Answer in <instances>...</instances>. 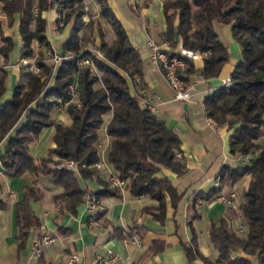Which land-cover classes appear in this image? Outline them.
<instances>
[{
  "label": "trees",
  "instance_id": "16d2710c",
  "mask_svg": "<svg viewBox=\"0 0 264 264\" xmlns=\"http://www.w3.org/2000/svg\"><path fill=\"white\" fill-rule=\"evenodd\" d=\"M166 28L160 33V43L174 47L176 37L186 50L199 53L203 65L198 70L191 60L180 75L186 81L195 72L205 79L217 77L223 65L229 61L228 46L219 38L215 23L229 25L232 38L239 44L240 59L230 73L231 83L221 84L205 94L203 104L207 118L228 133V150L231 155L247 158L236 165L222 164L216 173L221 184L207 193L193 194L192 207L200 197L216 198L221 187L234 184L248 177L244 190V202L239 214L230 212L220 219L218 225L211 223L209 238L217 251L214 261L198 251L195 237L184 244L189 259L200 258L205 264H264V0H161ZM8 22L16 21L21 45L19 58L30 57L31 44L51 47L46 35L47 18L43 12L53 7L59 14L66 10L63 25L70 23V31L63 42L64 55L75 54L62 60L54 71L51 83L47 84L52 63L37 60L39 73L20 70L10 99L0 102V142L5 141L0 163L4 173L18 176L25 172L46 174L53 183L61 185L63 191L54 196L60 211L74 214L77 206L89 194L113 195L120 191L109 182L103 189L90 192L79 183L75 170L63 161L73 160L82 178L98 174L95 164L100 159L98 150L99 129L103 117L111 112L106 125L110 138L107 162L111 169L126 181L133 196H147L158 202L155 218L163 221L165 199L176 208L182 193L167 178L159 177L161 168L177 175L186 172L184 160L176 157L181 151L179 132L169 128L165 120L141 107L132 93L129 78H141L139 51L129 41L126 30L107 3L97 0L101 17L109 24L113 38L106 41L99 31L100 42L87 34L83 27L84 12L78 0H0ZM88 44L102 54L98 58L88 50ZM13 49L11 36L0 35V55L5 62ZM78 54L93 58L100 75H92L89 68L78 65ZM25 76V80L22 78ZM7 72L0 71V97L6 89ZM100 81L101 85L95 84ZM77 86L78 103L71 102L69 86ZM145 89L141 78L140 87ZM66 103L71 123L65 125L51 117L57 104ZM53 126L52 140L55 143L46 156L35 158L28 145L37 140L41 130ZM26 193L37 198L31 186ZM4 204L0 199V207ZM103 211L99 213V217ZM18 237L25 241L33 225L32 217L23 204L16 203ZM240 220L243 230L231 226L234 218ZM137 224L132 230L140 233ZM131 230L114 228L111 236L124 237ZM230 246L252 255L253 260L234 256Z\"/></svg>",
  "mask_w": 264,
  "mask_h": 264
},
{
  "label": "crops",
  "instance_id": "0c3cea01",
  "mask_svg": "<svg viewBox=\"0 0 264 264\" xmlns=\"http://www.w3.org/2000/svg\"><path fill=\"white\" fill-rule=\"evenodd\" d=\"M126 1L136 10L138 18L142 21V27L132 23H125L123 15L119 11L120 3ZM107 3L122 23L131 44L139 51L141 60L148 58V67H143L142 75L145 92L153 96L157 104V114L165 120L169 128L179 132L181 140V160H184L187 170L182 175H177L167 168H161L159 177H167L182 193L176 208L170 204L168 197L165 199V215L163 221L158 220L152 213H157L158 202L147 196H133L125 186L117 194L99 195L98 198L104 209L99 217V225L91 226L88 223L87 213L83 209V201L77 206L76 212L60 211L54 196L63 191V187L53 183L49 175L32 174L25 172L18 176H10L4 173L0 163V187L2 194L0 199L4 206L0 207V264H67L73 255L77 257L74 264H101L98 256L104 255L108 248L116 252L119 258L115 264H122V258L129 256L132 264H205L200 258L189 259L184 244L191 243L195 237L198 251L202 256L214 261L217 251L214 249L210 238L209 228L211 223L219 224L220 219L230 212L239 214L240 206L244 202V190L248 177L241 179L243 197L237 190V183L226 184L221 187L222 193L235 192L229 205L213 198L206 200L198 198L195 208L192 207L193 194L207 193L212 189V179L222 164L228 162L231 155L228 150V131L224 126H210L203 104L206 93L211 92L222 84V80L230 75L236 62L240 59V49L232 40L230 45L229 61L226 62L217 77L203 78L200 72L190 76L196 82V88L192 91L189 100H175L174 91L166 81L161 68L150 57L148 42L150 40L160 42V33L166 28L165 17L161 0H107ZM94 17L100 15V6L97 0L91 5ZM47 18L46 35L51 47L56 53L62 54L63 42L70 31V23L58 29L57 17L59 15L55 7L44 11ZM18 17V15H17ZM18 19V18H17ZM18 21L14 26L13 49L9 53L5 70L7 72L6 89L0 97V102L10 99L16 82L19 78L20 67L18 65L19 49L21 45L18 34ZM217 24L215 29L217 31ZM109 26V24L107 23ZM111 29V28H110ZM112 31V30H111ZM218 33V32H217ZM112 32V37H113ZM181 39L176 37V45L169 47L167 51L180 50ZM145 61V60H144ZM194 67L198 70L203 65L202 55L193 60ZM159 97V99H156ZM142 107V105L140 104ZM111 112L103 117V124L99 129L98 150L102 166L96 167L98 174L88 178L78 175L79 183L90 192L103 189L107 182L106 171L103 165H110L106 156L110 147V138L106 134V125L111 119ZM52 119L65 125L71 123L65 107H55L51 113ZM53 126L41 130L37 140L29 143L28 148L33 157L46 156L49 149L55 145L52 140ZM5 141L0 142V154L3 153ZM229 164V163H227ZM240 181V180H239ZM238 182V181H237ZM25 186H31L37 195L33 198L26 193ZM13 193V196L10 195ZM16 203L23 204L26 212L32 217L33 225L30 228L25 241L18 237L16 222ZM47 213V215H45ZM139 225L140 233L132 230V225ZM240 220L234 218L231 226L237 228ZM123 231L131 230V234L119 237L111 236L114 228ZM49 235L54 242L41 246L39 258L34 256V243L42 236ZM137 238L141 244L138 246L132 242ZM234 256H242L253 260L252 255L245 254L241 249L230 246Z\"/></svg>",
  "mask_w": 264,
  "mask_h": 264
},
{
  "label": "built area",
  "instance_id": "2783aa9c",
  "mask_svg": "<svg viewBox=\"0 0 264 264\" xmlns=\"http://www.w3.org/2000/svg\"><path fill=\"white\" fill-rule=\"evenodd\" d=\"M82 10L84 13H88L90 11L91 5L93 4L94 0H78ZM149 49H150V57L152 61L157 64L162 72L163 75L168 82L169 86L174 91V99L175 100H189L191 98L192 91L196 88V82L194 81H186L183 77H181L180 72L185 71L188 66L189 62L187 60H195L199 58L200 54L192 52L190 50H186L180 46V50L177 51H167L165 48V45L156 42L153 40H150L148 42ZM52 61L54 63V68L64 59L72 58L75 56V54H60L56 53L55 51L49 52ZM68 53V52H67ZM78 65L80 67L85 66L86 64H89L91 66L90 71H93L95 69L94 64L91 62L89 56L78 54ZM24 60H22L23 63ZM2 69H5V65L2 64V60L0 58V71ZM141 78L138 75H134L132 78H129V84L131 87V91L138 99L139 104L142 105V107L149 109L151 112L156 113L157 112V104L153 96L148 95L145 92V89H141L140 87ZM231 83V77L230 75L226 76L222 80V84H230ZM69 94L71 96V100L74 103H78L77 100V86L75 83L71 84L69 86ZM156 99H159L157 97ZM66 103L64 104H58V109H63L65 107L66 109ZM207 123L210 126H218L215 122H213L211 119L207 118ZM177 158H181L182 154L181 152L176 153ZM246 157V156H245ZM240 160V159H239ZM244 159H242L243 161ZM64 165L74 169L78 172L77 164L73 160H65ZM96 167L102 166L98 162L95 164ZM104 170L106 171L107 175V181L109 182V185L113 188H119L120 190L123 189L126 185V181L119 177L111 168H109L107 165H103ZM221 184V181L219 177H214L212 179V186L213 187H219ZM2 194V189L0 187V195ZM10 195L13 196V193L10 192ZM235 196V192L231 191L228 194L220 192L217 195V200L223 202L224 204L229 205L231 202V198ZM83 209L84 212L87 213L88 217V223L91 226L99 225V213L103 211L104 207L102 203L100 202L99 198L95 194H89L87 195L83 200ZM47 215V213H45ZM237 229L241 232L243 230L242 226H237ZM132 242L136 243L138 246H141L139 240L137 238H132ZM54 242V238L49 235H44L42 238L34 243V256L36 258H39L41 255V246L42 245H49ZM99 262L101 264H115L116 260L119 258L118 254L114 252L112 249L108 248L106 253L104 255L97 257ZM77 257L72 256L69 258L67 264H74ZM122 264H132V260L129 256H124L122 258Z\"/></svg>",
  "mask_w": 264,
  "mask_h": 264
},
{
  "label": "rangeland",
  "instance_id": "374dc122",
  "mask_svg": "<svg viewBox=\"0 0 264 264\" xmlns=\"http://www.w3.org/2000/svg\"><path fill=\"white\" fill-rule=\"evenodd\" d=\"M119 11L121 12V14L123 15V19L125 21V23H132L135 26H141L142 27V21L140 20V18H138L137 14H136V10L134 8L131 7L130 4H128V2L124 1L122 6L120 3V7H119ZM65 13L66 10H63V12L61 14L58 15V19H57V23H58V29H61L63 27V23L65 20ZM94 13L91 12V9L88 13H84L83 16V27L84 30H86L87 34H89V36L95 39V42L97 44H99L100 39H99V31L102 32L103 38L106 41H111L112 40V31L110 29V26L107 25V22L100 16L98 17H94ZM17 15H16V21H17ZM16 21L14 22H8L3 10H2V4L0 2V35H7V36H13L14 34V26L16 25ZM217 32L219 35V38L228 46L229 51H232L233 46L231 47V45L229 44L230 41L232 42V40L237 44V46L239 47V44L232 38L231 35V31H230V26L229 25H222V24H217ZM47 32V29H46ZM32 47V55L30 57H25V58H19L18 59V65L20 67V70H23V72H32V73H39L40 69L38 67L37 64V60H47L48 62L52 63V70L50 75L48 76V80H47V84L51 83L52 78H53V74L54 71L56 70V68L53 70L54 68V63L52 61V57L50 55L49 52L54 51L52 47H44V46H40L39 44H37L36 42H33L31 44ZM88 48V50H90L91 52L95 53L96 56L98 58H102V54L91 47L90 44H88L86 46ZM65 54H74L73 52H68ZM87 56V55H85ZM0 58L2 60V64L6 65L7 62H5L2 58V56L0 55ZM91 62L94 64L95 69L93 71H90L91 66L89 64H86L85 66L82 67H87L89 68V71L92 75H100V72L98 71L97 67L95 66L94 60L92 57H90ZM22 60L23 63H22ZM145 60V61H144ZM150 60V59H149ZM148 60V58H145L142 61L143 67L145 69V67H148L150 61ZM25 80V76L22 78V81ZM192 79H189L187 81H191ZM101 83L100 81H98L95 86L98 87L100 86ZM11 97V96H10ZM73 102V101H71ZM58 104L55 106L57 107ZM54 107V108H55ZM238 156V155H237ZM240 160L242 159H246L247 157L245 156H239ZM240 160H237L236 156H228V162L230 165H236L241 163ZM65 161H63L64 163ZM237 183V190L240 193V197H243L242 194V188L244 187V184H242V181H238Z\"/></svg>",
  "mask_w": 264,
  "mask_h": 264
}]
</instances>
